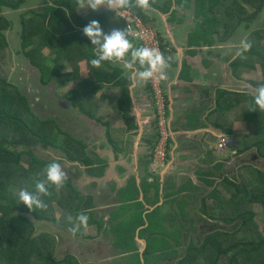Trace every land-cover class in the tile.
Returning <instances> with one entry per match:
<instances>
[{
  "label": "trees",
  "instance_id": "obj_1",
  "mask_svg": "<svg viewBox=\"0 0 264 264\" xmlns=\"http://www.w3.org/2000/svg\"><path fill=\"white\" fill-rule=\"evenodd\" d=\"M108 1L111 0H104L103 5L92 10L86 5L81 8L80 0H40L38 7L20 11L16 18L17 53L39 70L43 85L55 84L64 90L63 97L80 114L92 115L100 107L104 110L110 107L126 127L133 128L136 124L128 111L130 82L122 69L111 61L102 62L99 68L87 63L92 45L81 31L86 23L95 19L105 32L126 30V19L116 9L109 8ZM23 3L24 0H0V264H64L65 259L53 258L51 231L37 232L34 220L51 223L53 206L58 205L62 209L61 221L67 223L66 215L79 208V201L71 200L70 184H63L58 190L48 185V194L41 196L46 204L42 209H29L15 195L20 188L33 189L34 180L43 178L42 169L51 160L36 156L34 146L38 141L48 143L57 126L52 118L37 115L26 94L3 72L8 48L5 31L12 27V20L4 11L19 10ZM147 5L167 13L168 18L174 17L179 9L192 10L194 28L189 35L195 45L199 40L212 45L227 40L238 30L246 32L245 39L251 46L229 62L232 74L240 78L242 72L258 66L260 79L249 81L256 86L264 83V21L258 20L264 0H147ZM117 8L130 11L146 27L156 26L155 18L138 6L137 0H128L126 7ZM127 38L134 42V47L141 46L137 36L127 34ZM160 46L173 64L165 44L160 41ZM81 60L87 69L83 78L79 75ZM66 67L69 68L65 70ZM147 85L150 93L148 82ZM99 89L101 93L97 95ZM253 93L244 89H218L214 107L206 118L222 133L233 137L234 155L253 150L254 160L263 163L235 161L230 168L224 160H218L199 171L202 173L199 179L211 186L198 200L199 209L216 219L217 226L227 227L205 233L195 240L196 244L190 241L185 247L184 264H216L220 259L223 264H264V224L260 227L256 220L259 210L264 209V110L246 108ZM195 118L196 115L189 125H202V122L194 124ZM235 120L249 124L252 131L234 128ZM67 152L71 158L78 159L80 145L68 143ZM236 164H239L237 169ZM136 216L134 224H143L142 215Z\"/></svg>",
  "mask_w": 264,
  "mask_h": 264
},
{
  "label": "flooded vegetation",
  "instance_id": "obj_2",
  "mask_svg": "<svg viewBox=\"0 0 264 264\" xmlns=\"http://www.w3.org/2000/svg\"><path fill=\"white\" fill-rule=\"evenodd\" d=\"M164 14L167 31H170L171 35L170 39L166 37L165 48L174 60L173 64L168 62V75L171 76V69L179 65L178 77L184 81L179 82V91H182V85L192 87L193 76L196 80L204 82L201 85L203 101L200 106L190 107L188 114L183 115L187 121L182 128L192 132L199 128L209 129L205 149L209 154L207 159L213 162L216 153L213 150L214 142L221 131L207 120L206 115L214 107L217 90L228 87L229 75L236 78L229 65L232 59L230 56H221L219 52L223 47L216 48L215 45L228 44L234 35H230L225 41L213 42L212 45H205L202 40L195 45L190 42L189 35L194 28L192 10L179 9L174 17L170 18L167 13ZM173 42L183 50L179 51V56L176 55L177 49L172 45ZM189 56L201 58V66L199 67L195 60L191 62L193 65H190L186 58ZM111 62L122 69L123 75L130 82L131 103L128 111L133 116L135 127H126L118 113L110 107L109 110L100 107L101 109L92 115L87 113V118L74 114V108L71 107L62 116L65 121L60 132L64 136V144L56 145L49 138L48 143L38 141L34 146L36 156L51 161L55 159L60 164L66 177L64 184H70L72 195L75 196L70 195L71 200L79 201L76 212L83 210L88 216L87 227L73 234L68 230L69 222L61 221L62 209L58 205L53 206L54 212L50 219L51 223L55 224L54 230L50 232L54 239L53 258L65 259L64 264H70L71 261L76 264H184L186 245L190 241L196 244L195 240H199L205 233L221 227L217 226L216 219L199 209L198 200L211 189L210 185L199 179L202 174L199 171L206 167H203L202 161L193 166L184 165L173 158L177 153L174 150L179 145L183 146L181 142H184L186 147L197 145L192 138L177 137L179 133L176 131L179 129L173 125L168 115L170 106L164 87L162 90L167 136L162 159L155 157L158 129L147 89L148 81L133 83L129 79V73L138 65L133 69L124 70L120 61ZM250 81L248 80L250 85L244 90L254 92L256 85ZM164 82L166 80L162 81ZM133 84L136 85L135 95L141 91L149 100L153 129L140 126L132 113ZM100 93L99 89L97 95ZM194 115V124L202 122V125H189ZM54 129L51 135L55 132ZM68 143L80 145L78 159L71 158L68 154ZM197 151L202 154V149L197 148ZM249 151L253 153L250 158L233 159L229 165L234 166L235 161L240 164L254 160L253 150L242 154ZM225 162L227 164V161ZM181 163L183 170L173 169L172 165L178 166ZM76 212L72 215L75 216ZM137 214L142 215L143 224H134ZM35 230L43 231L37 227ZM66 233H70L69 238L61 240ZM148 237L153 238V241ZM221 261L223 260L220 259L216 264H223Z\"/></svg>",
  "mask_w": 264,
  "mask_h": 264
},
{
  "label": "clouds",
  "instance_id": "obj_3",
  "mask_svg": "<svg viewBox=\"0 0 264 264\" xmlns=\"http://www.w3.org/2000/svg\"><path fill=\"white\" fill-rule=\"evenodd\" d=\"M103 3L104 0H80V7L83 8L86 5L88 8L95 10L99 5H103ZM137 4L140 7H146L147 0H137ZM127 5L128 0H115V6L117 7H126ZM81 31L92 45L90 47L92 55L88 58L87 63L93 68L101 67L104 61H120L121 67L124 70L133 69L134 66L138 65L134 71L129 73V79L133 83L146 82L153 78L159 80L169 79L166 71L169 57L165 56L155 47H132L125 29H112L104 32L99 22L92 19L82 27ZM250 46L249 41L242 39L240 46L236 49V55H242ZM126 55L128 58H126ZM246 108L249 110L253 108L264 110V83H259L256 86L251 101ZM220 134L226 133L220 132ZM232 148L234 149L233 145ZM42 173V179L34 180L33 189L20 188L15 194L17 201L22 202L29 209L45 208L46 204L41 199V196L48 194V185L55 186L58 190L63 186L66 179L64 171L55 159L45 165ZM66 220L69 222L68 230L74 234L78 230L87 227L88 216L86 212L81 211L76 213L75 216L67 214Z\"/></svg>",
  "mask_w": 264,
  "mask_h": 264
},
{
  "label": "rangeland",
  "instance_id": "obj_4",
  "mask_svg": "<svg viewBox=\"0 0 264 264\" xmlns=\"http://www.w3.org/2000/svg\"><path fill=\"white\" fill-rule=\"evenodd\" d=\"M39 2L40 0H24V3L21 5L19 10L8 9L7 12L4 11L5 15L11 18L12 27L5 31L8 40V48H7V59H6L7 63L3 65V71L7 74V76H9V79H11L14 83H16L17 86L20 88V90L23 93H26V95L30 98L33 110L37 115L41 117L43 116L50 117L55 120L57 126L55 129L53 128L55 132L50 136V139L54 144L62 145L64 144V136H62L60 129H62V125L64 124L63 122L65 121L62 118V116L65 113H67L68 110L71 108L69 101L63 97L64 90L59 89V87H56L55 84L49 85L48 87L46 86L47 84L46 85L41 84L38 70L27 61L24 55H22L21 53H17V50L19 49V37H18L19 27L16 21L17 15L20 11H25L30 8H35L36 6L38 7ZM107 6L109 8H113V9L115 8L118 14H120L122 11L119 10L117 6H115V0L108 1ZM258 18L260 22L264 21V9L261 11ZM150 28L153 30V27ZM155 28L158 29L157 26H155ZM246 34H247L246 32H242L241 30H238L233 34L234 36L230 39L228 44L215 45L216 48L223 47L221 48L222 49L221 52H219L221 56H225V57L230 56V59L235 58L236 51L234 49H237L240 46V41L242 39H245ZM130 42L134 43L132 41ZM43 51L46 52L47 48H45ZM29 68L33 69L34 72H31ZM68 68L69 67H66L64 69L66 70ZM85 68H86L85 61L84 60L79 61V75L82 78L86 76ZM229 77L232 78V80H229L230 78L227 79V82L229 80V83H228V87L226 88L241 90L245 88L247 89V87H245V85L243 84L250 85L248 84V80L257 81L260 79L261 76L258 66H255L253 69L242 72L240 78H236L240 80L239 82H235V78L231 77V75H229ZM38 83L41 84L42 87H39ZM68 87H70V85H68ZM233 127L236 129H244L245 131H252L251 126L243 122L242 120H235L233 122ZM230 150L231 148H228L221 153H217V154L215 153L214 155L215 160L227 161V165H228L230 164L231 161H233V159L236 160L237 158H241L243 160H246L250 158L251 155L253 154L252 151L251 152L249 151L240 156H235L233 153H230ZM257 160L260 161L259 159H256V160H251L250 163L259 164L257 163ZM260 162L263 163V161ZM238 165L239 164H236L234 168L237 169ZM214 214L217 215V212L215 211ZM256 220L260 227L264 224V209L259 210V212L256 215ZM42 226H43V222H42ZM221 227L226 229L227 226L221 225ZM68 238L67 236H64L61 238V240H66Z\"/></svg>",
  "mask_w": 264,
  "mask_h": 264
},
{
  "label": "crops",
  "instance_id": "obj_5",
  "mask_svg": "<svg viewBox=\"0 0 264 264\" xmlns=\"http://www.w3.org/2000/svg\"><path fill=\"white\" fill-rule=\"evenodd\" d=\"M165 18H166V15L163 14V17L161 18V22L163 23V28H159V27H157L158 29L155 28V30L158 33L159 40L161 41L162 44H166V37L168 39L171 38L170 31H167ZM161 26H162V24H161ZM164 31H166V32H164ZM131 45H133V43H131ZM172 45L174 47H176V49H177L176 55L179 56V53H180L179 51H181L182 48H178L174 42L172 43ZM204 53H206V48H204ZM186 58H187L188 63L190 65H193V64H191V62L194 60L196 61L197 65L199 67L202 64L201 58L197 59V56H189ZM224 62H225V60H224ZM179 70H180L179 65L175 69L172 68L171 69L172 74H171V76L169 75V79L166 80V82L161 84L162 88L163 87L165 88V90L167 92V96H168V104L170 106V109H169L170 111L168 110V115L171 118V122L173 123V125L177 126V128L179 129L178 131H176V133H179V135L177 137H180V138L184 137V139H191L192 138V140L194 142H196L195 144L197 146L195 147L193 145L190 147L186 144L187 145V147H186L184 145V142H181V144H183V146L179 145L178 148H176L174 150L177 153L174 154L175 157H173V158H175V161L183 162L184 165L190 164V165L196 166L198 164V161H202L203 167L211 166V164L213 162H215L216 160L214 159V161L211 163V161L209 159H207L209 154L206 153L205 146H206V141H207L209 129L208 128L207 129L199 128V129H196L192 132L191 130L186 131L182 128L185 121H187L186 119L183 118V115L188 114L187 110H189L190 107L200 106L201 102L203 101V99H202L203 87L201 85H203L204 82H200V80H196L195 77L193 76V79L191 80L192 87L189 85H182V91H179L178 86H179V82L181 81L180 78L178 77ZM168 73H169V70H168ZM85 74H87L86 68H85ZM184 75H185V73H184ZM209 75H210V73H209ZM181 82H184V81H181ZM132 87L133 88H131V89H132L133 97H135V99L137 100V104L136 105L133 104L132 113L134 114L136 120L139 122L140 126L147 127L148 129H153V126H152V120L153 119H152V112L150 109L151 106H150L149 100L147 98H145V94H142L141 91L135 95L134 93L136 90V85L133 84ZM132 100H133V98H132ZM197 148L202 149V154L200 152L198 153ZM234 151L235 150L232 148L230 150V153H233ZM186 162H189V163H186ZM183 164L181 163V165H178V166L172 165V167H173V169H179L181 171V170H183ZM42 222L43 221H37V229L41 228L43 230H46L47 228L44 224H47V222H43V226H42ZM53 225H55V224L50 223L49 230L51 232L55 228ZM66 236L68 238L70 236V233H66Z\"/></svg>",
  "mask_w": 264,
  "mask_h": 264
},
{
  "label": "built area",
  "instance_id": "obj_6",
  "mask_svg": "<svg viewBox=\"0 0 264 264\" xmlns=\"http://www.w3.org/2000/svg\"><path fill=\"white\" fill-rule=\"evenodd\" d=\"M120 15L126 19V32L129 36H137L141 46L155 47L162 53L158 34L155 29L152 30L151 28L146 27L144 24H142V22L136 15L131 14L130 11L126 9H123ZM162 81L163 80L155 78L148 80L151 89V101L155 111V124L158 129V140L154 149V153L155 157H157L159 160L162 159L164 141L167 136L166 113L164 108V96L161 85ZM232 145L233 138L231 135L220 134L217 137L213 148L216 152L221 153L226 149L231 148Z\"/></svg>",
  "mask_w": 264,
  "mask_h": 264
},
{
  "label": "water",
  "instance_id": "obj_7",
  "mask_svg": "<svg viewBox=\"0 0 264 264\" xmlns=\"http://www.w3.org/2000/svg\"><path fill=\"white\" fill-rule=\"evenodd\" d=\"M144 9L146 10V11H148L154 18H155V20H156V25H157V27H159V28H163V23L161 22V18L163 17V14L161 13V12H157L156 10H154L150 5H147L146 7H144ZM161 24H162V26H161ZM28 61V60H27ZM37 69V68H36ZM29 70L31 71V72H34V70L33 69H30L29 68ZM38 70V69H37ZM4 72V71H3ZM38 72H39V70H38ZM4 74L6 75V78L8 79V80H10V81H12L11 79H9V76H7V74L4 72ZM29 74V73H28ZM39 75H40V73H39ZM230 80H232V78H230ZM240 80H238V79H236L235 78V82H239ZM13 82V81H12ZM14 83V82H13ZM16 84V83H15ZM42 84V83H41ZM41 84H39L38 83V85H39V87H42L41 86ZM17 85V84H16ZM49 85H52V84H48V85H46L47 87L49 86ZM243 85H245V87H248V85L247 84H243ZM20 89V88H19ZM52 89V88H51ZM230 89H232V88H230ZM236 90V89H235ZM52 92V91H51ZM53 93V92H52ZM26 94V93H25ZM135 94V93H134ZM27 96V95H26ZM28 97V96H27ZM29 98V97H28ZM133 98V100H132V103L134 104V105H136L137 104V100L135 99V97H132ZM29 100H30V98H29ZM31 102V101H30ZM31 105H32V103H31ZM73 112H74V114H77V115H79L80 117H82V118H87L84 114H80L75 108L73 109ZM34 224H35V227H37V220H34ZM45 226H46V228L49 230V227H50V223H47V224H45Z\"/></svg>",
  "mask_w": 264,
  "mask_h": 264
}]
</instances>
